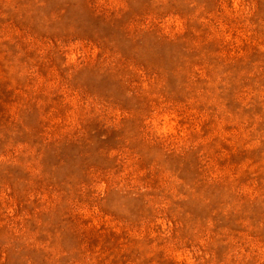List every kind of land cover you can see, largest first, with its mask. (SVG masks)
<instances>
[{
    "label": "rangeland",
    "instance_id": "obj_1",
    "mask_svg": "<svg viewBox=\"0 0 264 264\" xmlns=\"http://www.w3.org/2000/svg\"><path fill=\"white\" fill-rule=\"evenodd\" d=\"M0 264H264V0H0Z\"/></svg>",
    "mask_w": 264,
    "mask_h": 264
}]
</instances>
